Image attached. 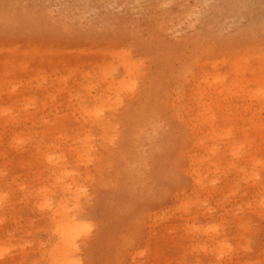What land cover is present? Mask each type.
<instances>
[{
	"label": "rangeland",
	"instance_id": "1",
	"mask_svg": "<svg viewBox=\"0 0 264 264\" xmlns=\"http://www.w3.org/2000/svg\"><path fill=\"white\" fill-rule=\"evenodd\" d=\"M154 1L0 0V67L17 48L23 67L32 74L28 79V73L17 69L10 75L0 92L4 104L10 85L21 94L22 105L23 88L32 87L37 98L54 94L48 99L49 114L70 116L60 134L43 133L30 122L15 131L24 142L40 140L53 160L60 155L61 172L34 160L25 169L19 160L29 159L32 148L22 152L7 147L0 154V264H264V217L245 205L256 208L264 192L246 191L245 179L234 181V169L195 184L183 153L193 140L171 106L161 101L164 91L171 99L175 96L170 74L176 72L178 58L169 57L170 50L187 32L196 33L200 45L236 49L247 63L243 67L264 66V0H166L165 7L163 0ZM160 22L164 30L159 34L155 28L156 37H151L149 29ZM121 23L124 29H118ZM187 46L176 51L180 58L189 59L192 46ZM30 49L46 56L33 60ZM124 49L136 59L139 87L153 81L161 86L146 94L149 115H142L138 106L145 94L136 92L122 94L115 111L104 112L109 116L107 130L88 116L71 118L67 103L77 101L92 110L96 100H107L112 92L101 75L94 77L101 71L98 67L109 69L114 84L126 79L117 52ZM178 83L179 88L186 86L184 80ZM96 84L100 87L94 96L84 94ZM242 85L264 88L260 82ZM5 130L3 142L11 134L9 124ZM85 136L86 142H79ZM223 142L217 150L227 139ZM210 158L206 155L205 162ZM109 160L102 170L98 167ZM226 179H232L230 186ZM259 180L264 183L262 169ZM235 215L250 230L246 248L235 239ZM69 220L78 229L63 237L55 226ZM220 247L228 259L217 253Z\"/></svg>",
	"mask_w": 264,
	"mask_h": 264
},
{
	"label": "bare ground",
	"instance_id": "2",
	"mask_svg": "<svg viewBox=\"0 0 264 264\" xmlns=\"http://www.w3.org/2000/svg\"><path fill=\"white\" fill-rule=\"evenodd\" d=\"M154 3H157V0L154 1ZM161 4L165 7L167 1H161ZM119 25L122 27H118V29H124V23ZM155 28L158 29L160 34V31L164 30L162 22H160V26H151L149 29L148 34L154 38L156 37ZM116 29L117 28L114 30ZM198 38L196 33L192 34L187 32L177 43L171 46L170 51H173V53L169 57L178 58L177 70L170 74L173 80L172 82L174 83L172 90H176V93L173 99H171L172 96L169 91H164V93L161 94L162 96L160 95L162 97L161 101L167 106H171L172 114L178 122L188 130L189 136L193 140V143L191 142V149L183 153L188 156L189 168L191 169L194 183L199 184L202 180H210L211 178L219 177L224 174V172L229 171V169H234V171H237V177H234V181L245 179L247 185L244 189L246 191L255 189L262 193L264 192V183L259 180V171L261 169L264 171V116L261 115V111L264 110V88L249 90L242 85V82H260L264 85V66L251 68L250 65H247L243 67L247 63L243 60V56H237L236 49L226 48L225 45L217 46L214 42L215 45L210 44L203 46L199 44L202 41L200 42ZM189 44L192 46L189 59H185V57L184 59L180 58L176 51L184 52ZM33 46L36 47V44H33ZM10 51L9 55L1 61L0 85L2 87L0 92H2V88H5L4 86L9 83L10 75L15 70H21L24 74L28 73V79H30L32 75L23 67L21 55L18 52L19 50L13 48ZM25 52L26 51H24V53ZM30 52L35 54V56H32L30 53L27 54L31 55L33 60H36V58L42 60V58L46 56L44 53H41V51L33 52V50L30 49ZM117 52L121 55L123 66L126 69L125 77L129 81L123 79L114 84L109 69L107 67H98V70L101 71L94 77L97 78L101 75L100 81L110 84L109 89H112L110 94L113 96L109 94L107 95V100H96V106L92 110H88L84 105L79 104V102L77 103V101L67 103V105L72 108L71 118L77 119L78 117L85 118L88 116L98 121L102 127L107 130L110 126L109 116L105 115L104 112L108 110L115 111V105L119 102L122 94L136 92L139 94L142 93V95L145 94V97L138 106L142 115H149V104L147 101L150 102V99L147 100L146 94L149 93L151 89H153L151 92L159 90L161 88L160 84L153 81V84L141 89L136 82V59L133 60L130 56V52L126 49ZM213 54H217L219 57L211 58L210 56ZM260 55V60L264 64V52H260ZM46 58L47 57H45V59ZM91 75L92 73H88V76ZM180 80L186 82L185 87L179 88L178 82ZM12 86L13 85H10L7 89L8 103L4 104V100H2L0 96V140L2 133H6L5 125L9 124L11 129V134H9L10 141L9 139L5 142L0 141V154L4 156V154H6L5 148L7 147L14 151L22 152L32 148L35 150L29 159L21 157L19 160L25 169H29L32 165L31 162L34 160L39 161L42 168L46 167L54 172V168L58 167V170L61 172L63 166L60 161H62L63 158L60 155L56 157V160H53L51 154L44 153V150L41 149L42 142L40 140H28V142H24L25 138L15 131L18 126L26 125L27 122H30L32 126H39L43 133L58 132L60 134L61 129L64 127L62 124H64L70 116L49 114L50 102H48V99L54 97L52 92H46L41 98H37L36 94L33 93L32 87L23 88L22 92L24 98L22 99L25 103L22 105L19 100L21 94L16 92V87L12 89ZM99 87L100 84L91 85L86 88L84 94L88 97H92L95 95L93 92L97 91ZM29 93L33 95L31 96ZM69 97L71 98V96ZM110 97H112L113 100L107 105V101L110 100ZM61 103L58 104L61 105ZM238 103L242 104V111H239ZM99 104L101 105L97 108ZM106 105L107 107H105ZM76 112L78 115H75ZM246 112L249 113L248 116H246ZM30 131L34 132L35 130L31 127ZM225 138L227 142L224 148L217 150L220 148L219 144L224 143L223 140ZM86 139L87 136L81 138L79 142L85 143ZM14 142L16 145H14ZM50 147L51 146H47L46 149ZM195 147H200L202 152L199 153L196 151ZM87 154H90V152ZM208 154H211V158L209 159L210 163L205 162V156ZM212 154H214V156H212ZM224 158L225 160L221 162ZM109 164L110 160L108 162H101L98 167L102 170ZM217 173H219V175H217ZM209 175L210 178L208 177ZM231 181L232 179H226L225 185L230 186ZM245 205L253 209L252 211L257 215L264 217V199L261 200L260 204L256 205V208L251 207L248 202L245 203ZM235 220L238 224V233L236 230L235 239L246 248L245 234L250 230L240 216L235 215ZM148 221L151 225H154L153 221ZM191 227H193L192 230H196L194 226ZM55 229L63 237H66L73 234V231L78 228L75 223L69 220L56 225ZM198 247L203 248L201 246ZM217 253L228 259L229 253L225 252L223 247H220ZM154 254L156 256L158 255V250L156 248Z\"/></svg>",
	"mask_w": 264,
	"mask_h": 264
},
{
	"label": "snow or ice",
	"instance_id": "3",
	"mask_svg": "<svg viewBox=\"0 0 264 264\" xmlns=\"http://www.w3.org/2000/svg\"><path fill=\"white\" fill-rule=\"evenodd\" d=\"M0 251H2V250H0Z\"/></svg>",
	"mask_w": 264,
	"mask_h": 264
}]
</instances>
